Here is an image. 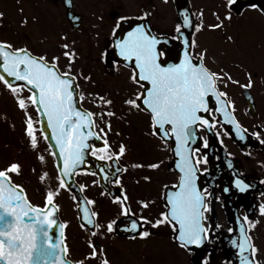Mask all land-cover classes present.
<instances>
[{
  "label": "snow or ice",
  "instance_id": "obj_1",
  "mask_svg": "<svg viewBox=\"0 0 264 264\" xmlns=\"http://www.w3.org/2000/svg\"><path fill=\"white\" fill-rule=\"evenodd\" d=\"M65 3L71 5L72 0H65ZM235 4L236 0H227L226 19H232L231 9ZM247 6L264 13V0L260 3L248 0ZM216 15L218 23L207 27L218 29L225 26L224 19L218 13ZM3 16L4 13L0 12V18ZM151 16L150 10H144L138 17L141 22L128 23L127 28L123 27L124 22L137 18L119 16L110 42L114 58H110L106 47L99 59L117 70L121 65L130 70L128 80L138 87L130 89L122 100L126 113H145L149 119L147 134L158 139L164 150L171 149L176 158L177 178L174 183L162 185L164 207L155 216L143 214L154 203L151 200L137 201L141 214L137 216L133 212L120 176L127 167H119L120 158L127 154L129 147L120 141L114 148L108 136L113 131L111 118L117 115L113 107L116 100L107 93L83 90L81 78L92 81V76L73 70L78 52L72 44L63 43L64 51L49 58L47 52L38 53L26 44L15 46L10 40L0 39V84L24 112V131L29 146L35 150L41 139L47 141L57 170V183L55 186L50 182L46 185L41 205L33 203L24 186L13 179V174H22L19 161L0 168V264H89L92 261L95 264H113L107 249L91 238L87 240L89 250L79 258H71L65 231L68 222L59 219L61 205L56 202V197L64 189L72 191L71 182L75 174L90 171L81 167L89 162V156L109 162L92 174H99L108 185L119 186L122 193L112 195L113 202L119 206V214L106 223H101L99 213L90 207L97 203L95 199L82 196V202L76 203L81 227L92 237L107 236L122 229L133 233L132 239L147 241L157 234L154 229L167 228L170 239L192 255L194 264H212L214 257L207 245L215 239L212 235L214 226L207 214L213 211L215 194L201 183L200 173L209 171L207 167L200 166L209 162V156L202 151L201 145L204 149L210 147V135L220 138L221 144L224 143L222 134L235 135L242 141L249 138V129L237 118L235 100L229 98L227 88L230 84H237L249 90L255 81L251 71H246L247 83L241 84L225 69L215 70L209 66L206 62L207 48L196 51L198 41L188 31H201L205 27L204 22L194 23L187 8L181 12L171 35L154 31L150 23L144 22ZM71 18L77 23L81 20L76 15ZM21 23L26 25L27 18ZM63 39L67 40L66 34ZM228 39L234 41L235 38L229 36ZM61 55L67 61L63 68L60 66ZM25 92L28 95H24ZM248 95L252 100L251 93ZM87 102L96 105L98 110L86 108ZM30 106L35 109L38 119H34L29 111ZM226 124L233 126L232 129L226 128ZM117 135H120L119 131ZM250 135L264 143L260 130ZM93 140L99 143H93ZM38 159L47 164L43 153L38 155ZM259 163L264 165V161ZM162 165L163 161L157 160L132 166L159 169ZM227 166L234 168L233 161L228 160ZM39 179L50 181V174L43 171ZM144 179L151 180V177ZM95 183L97 181L93 180ZM229 185L241 192L253 186L239 172H234ZM230 186L223 187L222 191L229 192ZM76 187L82 193L87 185L77 184ZM108 191L106 187L105 192ZM79 195L74 193L73 200H77ZM258 210L264 214V203L259 204ZM120 216L128 218L127 222L118 224ZM236 219L238 230L228 229L229 233H236L230 239L236 260L227 264H262L258 258L260 248L251 234V229L259 221L251 219L247 212Z\"/></svg>",
  "mask_w": 264,
  "mask_h": 264
},
{
  "label": "flooded vegetation",
  "instance_id": "obj_2",
  "mask_svg": "<svg viewBox=\"0 0 264 264\" xmlns=\"http://www.w3.org/2000/svg\"><path fill=\"white\" fill-rule=\"evenodd\" d=\"M121 1H125L127 8L132 6L131 0H72L71 5L75 14L81 17V20L77 23L69 18L70 13L68 11L70 10L73 14V10L65 3V0H0V12L4 13V16L0 18V21H2L0 22V32H12V37L14 38L11 40V42L15 46L26 44L35 52H47L49 58H51L52 55H60L64 51L61 47L63 43H70L72 44V47H74L78 52L77 60L74 62L73 66L74 71H83L84 75H88L90 73L92 76V81L100 79L105 80V76L124 80L128 76L130 71L129 69L124 68L121 65L120 69H122V71L118 73L116 72L114 66H111L105 61L100 60L98 55L96 58L99 62L97 70L101 71V74H99L96 70L91 72L92 64H90L89 61H85L81 55V51L85 50L89 45H94L99 49H102V52L108 46V35H105L100 39L97 36L100 35V30H104L105 27H107L105 33L110 28L113 29L119 16L130 15L126 14L121 8L119 3ZM134 1H144L141 7L145 8L147 6L148 0ZM215 1L216 0H214V2ZM219 3L222 5L224 4L225 9L227 10V0H221ZM143 11L144 9L141 8L140 13ZM151 12L152 16L148 19L154 30L159 31V27L162 26V21L158 17V11L156 8H154L151 10ZM207 12V16H209L207 17L208 25L218 23L217 15L214 14L213 10H207ZM243 12H249L247 14L248 19L244 21L246 28L249 29L246 33V37H256L255 47L260 53V51H264V15L261 12L245 6L238 12L232 10V19L228 20L225 18V12L222 11L221 16L219 15L221 19H224L225 26L222 28H236L237 30H240L243 26V23L239 19L243 15ZM24 18H27L28 20L26 25L21 23ZM260 24L262 25L261 28ZM65 34L67 35V40L63 39ZM53 37H55V39H53ZM66 62V58L61 55L60 66L62 68L65 66ZM259 62L264 64V60ZM235 78L240 80L241 84L247 83L246 73H238ZM253 79L255 81L254 86L249 90L242 89L241 86L237 84H230L227 88L229 96L238 93L240 96H242L243 91L247 93L250 91L254 98L261 95L264 96V74L253 72ZM86 82L87 81L81 78L80 84L83 90L88 92H99L101 94H110L108 93L109 89L91 88L89 87V83H87L86 87ZM135 88H137L136 85H133L131 88L125 90H110L112 92V94H110L111 97L114 98L116 102L120 103L119 105L115 104L113 107L118 108L121 115H123L125 118L124 121L121 122V127L119 128L120 135H117V131H111L109 132L108 136L110 139H115L110 140L114 148L119 144L120 141H123L129 147L127 154L120 158V164L123 166V168L125 166L127 167V171H121L120 176L123 181L124 190L127 191L130 197V203L133 206V212H135L137 216L141 214L137 201L141 199L151 200L154 201V203H152L149 209L145 210L143 214L155 216L158 214V208L161 207L163 209L162 185L174 183L177 178V171L175 170L176 158L173 155L174 162L172 164L171 149L164 150L159 146L160 141L158 139L147 134L149 120L145 113L133 111L131 113V119H128V117H130V113H126V106L122 105V100L130 89ZM0 93H9L3 84H0ZM24 95H28V93L25 92ZM12 102L16 109V112H14L16 122L21 126V128H25L24 112L17 107L13 97ZM255 102L257 115H255L256 113L253 115L256 118H259L261 124L256 123L254 128L256 131L260 130L262 132L264 129V114H262V111H264V101L260 102L255 100ZM84 106L94 111L98 110L97 106L90 102L85 103ZM29 111L32 113L34 119H38L34 108L30 106ZM136 123L140 125H135ZM24 140H28V138ZM230 141L232 142V140ZM201 149L202 151L207 152L209 156L208 148L204 149L201 145ZM41 153L46 156V160L51 158L49 146L43 141H40L39 147L34 151V158L32 160L33 165L31 168L32 172H41L47 169L46 165L42 164L38 159L37 155ZM139 154H142V157H139ZM213 157L216 163L223 164V161L216 149L214 150ZM157 160L163 161V165L159 169L132 166L133 164L137 163L148 164ZM235 163L238 165V162ZM200 166L202 168H208L209 165L201 164ZM33 169H35V171H33ZM146 176H150L151 180L144 179ZM200 178L202 185L204 187H208V190H210L206 178L203 175H200ZM75 179L78 184L87 185V187L83 190L84 195L91 199H95L97 203L95 205H91L90 207H92L94 210L96 208L98 209V201L104 198V195H100L97 183L93 184V180L97 181L96 177L90 174V172H79L75 175ZM118 193L122 194L121 190H119ZM109 205H111L110 208L114 213L113 217L115 218L116 215L118 216L119 214V206L114 203L112 199L110 200ZM78 227L85 233L82 234V250H78L72 246L70 253L72 251H76L80 257L83 253L89 250V246L87 244V240L89 238L98 242L99 240H102L103 236L98 235L92 237L90 233L82 228L79 224ZM153 231L157 233L153 237H155V239L158 241V245L164 242L165 239H170L168 235L169 230L167 228L154 229ZM218 232L222 234L220 229L218 230V228L214 227L212 232V235L215 238L212 241L214 244L211 245L210 249H208L211 251V254L223 253L221 244L217 243L219 239ZM184 255L188 261L190 258L193 260L192 255H190L187 251H184ZM89 264H95V261L89 262Z\"/></svg>",
  "mask_w": 264,
  "mask_h": 264
},
{
  "label": "rangeland",
  "instance_id": "obj_3",
  "mask_svg": "<svg viewBox=\"0 0 264 264\" xmlns=\"http://www.w3.org/2000/svg\"><path fill=\"white\" fill-rule=\"evenodd\" d=\"M131 1H134V0H131ZM152 1V2H151ZM149 0V2H147V4L149 5H155V8L157 9V14H158V17L161 19V21L164 23V24H170V26L172 25V21H174L173 17H174V10L172 8V6L169 5V3H166V2H162L160 3L159 0ZM137 3L135 2H131L133 6H136L135 7V12H139V8L141 5L139 4H143L144 1H142V3H138V1H136ZM191 2V5L193 7H195L196 9L199 8V7H203L205 6L204 4V0H190ZM120 4H123L124 2H119ZM205 3L208 4V0H205ZM212 3H215L214 0H209V4H212ZM126 10V9H125ZM207 10H209V7L207 5ZM133 12V11H131ZM220 13H222V11L220 10ZM249 12H243L242 16L240 17V21H242L243 23V26L241 27L240 29V33H247L248 32V28H246L245 26V22L246 19H248L247 17V14ZM206 15V16H205ZM208 15V12L205 10L203 12V16H198V18H196L197 22L200 23L201 20H203L204 22V25L206 23V20H205V17H209L207 16ZM257 25V24H256ZM262 27V25L260 24V28ZM107 30V27L104 28V30H100L101 31V35H107V33H105V31ZM202 33V32H201ZM232 36L233 35H236V32L233 30L231 32ZM240 33H239V36H240ZM241 33V34H242ZM200 35V33H198ZM0 36H3L5 39H7L8 37L10 39H13L14 37L13 34L11 32L9 33H5V32H0ZM208 37L211 38V43L212 45L214 46V48L217 50L218 52V49L217 48V45L219 44V42H225L227 39H225V33H220L218 31H213V32H210L208 34ZM53 39H55V37H53ZM210 43V44H211ZM198 44H199V47L198 49L200 48H203L205 47V43L203 42V39L200 38V41H198ZM233 45V44H231ZM243 49L247 50L248 52V55L250 56L251 55V48H246L243 46V44H241ZM220 50V49H219ZM243 50V52L245 51ZM99 51L100 49L94 45H89L88 47H86V50H83L81 51V55L83 57L84 60L86 61H89L90 64H92V66L95 68V70L101 74V71H98V59H96V56L99 55ZM260 54H261V58L262 60H264V51H260ZM253 56L255 55L254 53L252 54ZM225 56L229 59V61L232 59V60H245L246 57L242 56L241 54H239L238 52H236L234 50V47L227 50ZM252 60H254V58L252 56H250ZM260 58V60H261ZM213 64H215L214 62H218L219 61V56L214 53L210 56L209 58ZM226 63L224 62L222 65H225ZM229 65V69H227L234 77H235V74L236 73H241L240 70H238L236 67L232 66L231 63L227 64ZM217 67V66H216ZM217 68H220V67H217ZM247 70L246 71H251L253 72L255 70V66H250L248 67V65L246 66ZM259 73L260 74H264V68L262 67L260 70H259ZM105 80H102L103 83H107V86L109 88H113V87H116V86H119L121 85L122 81L120 79H115V78H111V77H108V76H105L104 77ZM92 87L93 88H97L98 87V83L97 81H93V84H92ZM234 99H235V102L238 103V105L241 107V110L243 111V113L245 114V107H244V104L242 103V100L240 98L239 95L235 94L234 96ZM257 100L262 102L264 101V96H257ZM14 112H16V109L14 107V104L12 102V95L9 94V93H0V120L2 122V120L5 119H8V115H12L14 114ZM5 115V116H3ZM244 118V121L249 125L251 126L252 124H255L256 122H259L258 120H250V117H243ZM14 124H16V129L13 128L11 126V128H13L14 132H13V138L14 140H17V134H18V130H21V126L15 122H13ZM8 129L6 130V135L10 136L9 134H11L12 132V129ZM17 130V131H16ZM1 137H5V134H3L2 132L0 133V168L3 167L2 165H4V163L6 164L7 161L11 162L12 160L13 161H16L12 158L16 157L17 156V153L16 152H19L21 151L19 148H17V144H18V140L17 142H15L14 140H5V139H2ZM8 139V138H7ZM39 155V154H38ZM37 155V156H38ZM139 157H142V154H139ZM243 160V158H242ZM259 160L260 161H264V153H261L260 154H256V155H253L252 158H248L247 160H244L243 163H244V166L243 168H245L247 171H252V170H260V168L262 167H257V164H259ZM7 162V163H9ZM261 166V165H260ZM34 175V173L32 174V176ZM30 175H28L27 172H24L23 173V177H16L15 175H13V179L15 181H18L20 183H22L24 185V187H26L27 189H31V187H34L35 185L32 184L35 182V179L34 177H32ZM22 178V179H20ZM31 192V191H30ZM32 196L34 197V200L35 201H40L41 198H42V195L40 194L39 197H36L34 196V194L32 193ZM261 201H264V197L262 198ZM63 202L64 204L67 205L70 207V204H68L64 199H63ZM71 208V207H70ZM68 212V217H71L73 218V214H72V211L71 210H67ZM99 220L101 223H106L108 220H111L112 217H113V212H111L110 209H108V207L106 205L104 206H101V208L99 209ZM220 222H224V217L222 215H220ZM259 223L256 225V227L254 228L253 230V234H254V237H255V240H257V244H258V247L260 248V256L261 258H264V216H261L259 219H258ZM73 231L72 233H77L78 231V228L73 225L72 228H71ZM103 236V235H102ZM104 237V236H103ZM113 241H115L114 239H112ZM130 242V243H129ZM141 242V243H140ZM114 243V242H113ZM113 243L111 242H108L107 245H108V248L109 249V257L113 260V263L115 264H118L117 262H115V255H114V251H112L111 249L113 250H116V248L114 246ZM132 240L131 241H128L126 242L125 241V244L122 243L121 245V250L119 251L120 254L123 255L124 259H129L127 261H122L120 262V264H133L132 263V260H130L131 258L134 260V264H172V261L171 260H168V261H165V262H162V260H158L159 258L156 256L154 257H151L152 259L150 261H144V262H141L142 259H140L139 255L141 253V250L142 248L138 245H141L142 243L143 244H146V242H142L141 240L139 241V244H132ZM150 242H148L149 244ZM117 244H120L118 241H117ZM165 245H168L167 241H165ZM142 246V245H141ZM129 247V249H128ZM143 247V246H142ZM164 247V242H162L161 244H159L157 246L158 250H161L162 248ZM107 248V249H108ZM144 248V247H143ZM71 258L73 259H76L77 257H79V254L76 252V251H72L71 253ZM132 256V257H131ZM216 264H226V262H222L221 258H217V263Z\"/></svg>",
  "mask_w": 264,
  "mask_h": 264
},
{
  "label": "water",
  "instance_id": "obj_4",
  "mask_svg": "<svg viewBox=\"0 0 264 264\" xmlns=\"http://www.w3.org/2000/svg\"><path fill=\"white\" fill-rule=\"evenodd\" d=\"M175 2V7H176V10H177V13L179 15V18H180V14L181 12L183 11L184 8H187L188 9V5H187V2L186 0H174ZM189 10V9H188ZM190 13V12H189ZM135 21L134 20H130V21H127V22H124L123 24V27L124 28H127V25L128 23H134ZM190 31V29L188 30ZM187 34V33H186ZM221 183H222V180H221ZM56 233V232H54ZM57 234V233H56ZM235 236V235H234ZM231 245V244H230Z\"/></svg>",
  "mask_w": 264,
  "mask_h": 264
}]
</instances>
